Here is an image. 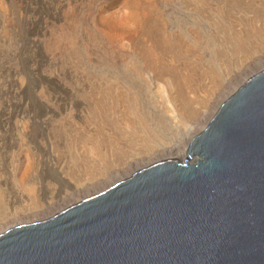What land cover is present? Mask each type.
Masks as SVG:
<instances>
[{"label":"rangeland","instance_id":"rangeland-1","mask_svg":"<svg viewBox=\"0 0 264 264\" xmlns=\"http://www.w3.org/2000/svg\"><path fill=\"white\" fill-rule=\"evenodd\" d=\"M263 69L264 0H0L1 228L176 141L163 87L212 117Z\"/></svg>","mask_w":264,"mask_h":264},{"label":"water","instance_id":"water-1","mask_svg":"<svg viewBox=\"0 0 264 264\" xmlns=\"http://www.w3.org/2000/svg\"><path fill=\"white\" fill-rule=\"evenodd\" d=\"M0 264H264V69L189 144L0 233Z\"/></svg>","mask_w":264,"mask_h":264},{"label":"bare ground","instance_id":"bare-ground-1","mask_svg":"<svg viewBox=\"0 0 264 264\" xmlns=\"http://www.w3.org/2000/svg\"><path fill=\"white\" fill-rule=\"evenodd\" d=\"M256 66H257V64H256ZM163 88H164V91L166 93V94H164V96H167V98L172 102V105H173V110H172V112H170L169 116H170V123L172 124L173 135H174V138H175L176 141H172L173 142L172 144H170L167 147H164L162 150H159V152L156 151L158 153L155 152L154 153L155 155H153V156H151V157H149L147 159H144L142 164L140 163L137 167H134V169L135 168H142L144 166H147L150 163H154L156 161L163 160V159H171V158L185 159V158H187L189 144L192 141V139L196 135H198L196 133H197V131L199 129V124L202 123V124H204L203 126H205L210 121V119L213 117V116L211 117L210 114L206 115L205 112H207V110L203 111L201 113L202 115L200 116V113H199V111L196 108H194V107L187 108L186 106L184 107V106L178 105L176 103V95H174L172 91L170 92L169 91L170 89L167 91L165 89V87H163ZM205 103L207 104V102H205ZM214 109L215 110H213V111H217L218 110L216 107ZM124 173H127V172H124ZM118 177L120 179V177H122V176H119L117 174L115 176H113V178L115 180H117ZM82 191H85V190H82ZM86 193H88V192H86ZM73 198H71L69 200L70 203H71V201H73ZM44 215H45V213H43V214L42 213H40V214H36L35 213V215L32 216V217L35 220H41V219H43L45 217ZM29 217H31V216H29ZM29 217H27V216L26 217H24V216H22V217L15 216L10 221H8L7 223L5 222V224L2 227L7 230L8 228H10L12 226H15V225L30 223L31 221H33V218L31 220ZM3 228H1V224H0V232H1V230Z\"/></svg>","mask_w":264,"mask_h":264}]
</instances>
